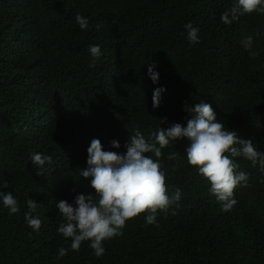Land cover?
Here are the masks:
<instances>
[{"label":"trees","instance_id":"trees-1","mask_svg":"<svg viewBox=\"0 0 264 264\" xmlns=\"http://www.w3.org/2000/svg\"><path fill=\"white\" fill-rule=\"evenodd\" d=\"M0 264H264V0H0Z\"/></svg>","mask_w":264,"mask_h":264}]
</instances>
